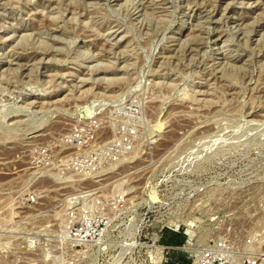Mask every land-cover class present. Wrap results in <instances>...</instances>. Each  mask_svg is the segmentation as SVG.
I'll return each instance as SVG.
<instances>
[{
    "label": "rangeland",
    "instance_id": "rangeland-1",
    "mask_svg": "<svg viewBox=\"0 0 264 264\" xmlns=\"http://www.w3.org/2000/svg\"><path fill=\"white\" fill-rule=\"evenodd\" d=\"M218 240L213 264H264V0H0V264H192Z\"/></svg>",
    "mask_w": 264,
    "mask_h": 264
},
{
    "label": "built area",
    "instance_id": "built-area-1",
    "mask_svg": "<svg viewBox=\"0 0 264 264\" xmlns=\"http://www.w3.org/2000/svg\"><path fill=\"white\" fill-rule=\"evenodd\" d=\"M80 134L77 132H74L73 135L70 137L72 140H67L66 143H70L73 146L77 147H84L85 140H80ZM134 150V145L132 140H116L110 144V146H107L103 149H100L99 152L96 154L95 157L91 158L89 155H86L84 153H74L70 157V166L80 172H88V173H94L96 172L97 167V159H105L109 157L110 155H117L118 153L122 152L125 154H130ZM175 232L179 229L174 228ZM178 232V231H177ZM167 250L174 249L173 246H165L164 247ZM225 242L223 240H218L214 244V248H203L196 250L197 252H194L196 255L194 256L195 259H193L192 264H213L210 261V255L217 253L220 257H223V253H225Z\"/></svg>",
    "mask_w": 264,
    "mask_h": 264
},
{
    "label": "trees",
    "instance_id": "trees-1",
    "mask_svg": "<svg viewBox=\"0 0 264 264\" xmlns=\"http://www.w3.org/2000/svg\"><path fill=\"white\" fill-rule=\"evenodd\" d=\"M167 241L171 242V245H181L184 244L185 237L182 234H177L174 232L168 236Z\"/></svg>",
    "mask_w": 264,
    "mask_h": 264
},
{
    "label": "bare ground",
    "instance_id": "bare-ground-1",
    "mask_svg": "<svg viewBox=\"0 0 264 264\" xmlns=\"http://www.w3.org/2000/svg\"><path fill=\"white\" fill-rule=\"evenodd\" d=\"M249 2H250V1H249ZM242 3H243V2H242ZM254 3H255V2H254ZM251 4H252V3H251ZM159 5H160V4H159ZM159 5H158V6H159ZM213 19H214V18H213ZM210 21H211V20H210ZM240 26H241V25H240ZM115 33H116V32H115ZM120 34H121V33H120ZM112 36H114V35H112ZM16 59H17V58H16ZM71 200H72V199H71ZM173 226H174V228H177L179 225H178V224H176V223H174V225H173ZM188 229L190 230V227H189ZM188 246H189V244L185 246V249H188ZM157 249H158V251H160V252H161V250H162V247H160V248L158 247ZM155 253H156V252H155ZM159 257H160V255H159ZM158 259H159V258H158ZM156 260H157V259H156Z\"/></svg>",
    "mask_w": 264,
    "mask_h": 264
}]
</instances>
